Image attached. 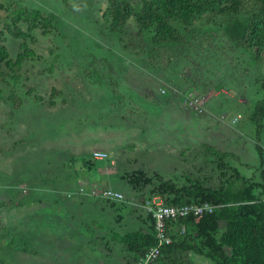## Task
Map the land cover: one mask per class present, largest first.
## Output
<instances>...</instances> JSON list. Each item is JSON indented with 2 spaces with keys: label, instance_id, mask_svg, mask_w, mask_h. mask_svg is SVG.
Returning a JSON list of instances; mask_svg holds the SVG:
<instances>
[{
  "label": "rangeland",
  "instance_id": "374dc122",
  "mask_svg": "<svg viewBox=\"0 0 264 264\" xmlns=\"http://www.w3.org/2000/svg\"><path fill=\"white\" fill-rule=\"evenodd\" d=\"M127 1L137 13L140 0ZM107 7L108 0H0V264H139L141 255L112 235L150 231L149 206L172 200L151 192L154 172L177 186L189 176L217 187L234 180L232 167L261 180L264 120L257 134L251 112L264 95V56L226 33L227 25L236 30L234 19H249L255 0H243L234 16L206 14L189 31L175 23L186 39L170 44H153V27L140 28L135 14L110 30ZM189 89L206 94L202 112L184 103ZM206 144L236 157L218 168ZM94 150L109 158L94 160ZM137 169L152 183L129 184ZM80 188H114L124 199ZM167 232L198 242L192 222L170 220ZM190 262L215 264L183 250L149 264Z\"/></svg>",
  "mask_w": 264,
  "mask_h": 264
},
{
  "label": "trees",
  "instance_id": "16d2710c",
  "mask_svg": "<svg viewBox=\"0 0 264 264\" xmlns=\"http://www.w3.org/2000/svg\"><path fill=\"white\" fill-rule=\"evenodd\" d=\"M255 2L257 7L249 19H234L236 30L233 31L227 25L226 33L237 46L250 49L256 59H261L264 56V0ZM140 3L139 11L134 13L129 1L108 0L103 16L108 21L110 30L120 31L125 21L135 14L140 28L153 27V44H170L182 43L186 39L175 23L189 31L192 24L206 14L226 13L234 16L241 10L243 0H140ZM4 57L2 55L3 59ZM10 63V60L6 61V64ZM258 81L264 91V76ZM251 119L259 134L264 120V95L255 101ZM205 148L216 156L218 168H223L222 161L225 157H236L231 151L220 150L208 144ZM256 148L262 160V149L258 145ZM231 169L235 174L234 180L221 182L217 187H207L200 179L189 176H185L188 184L177 186L174 179L165 178L159 172L153 173L158 184L153 185L151 192L171 193L173 197L169 200L170 203L208 201L222 204L213 212H204L199 218L188 216L178 219L192 222L198 242L171 237L172 241L161 248L160 254L183 250L205 253L215 264H264V169H261L260 181L241 178L237 168ZM240 178L244 184L242 187L235 185ZM152 180V176L141 169L132 171L128 176V182L133 187H144L151 184ZM148 216L153 221L151 214ZM150 229L114 233L112 238L125 244L134 254L142 255L156 244L154 226Z\"/></svg>",
  "mask_w": 264,
  "mask_h": 264
},
{
  "label": "built area",
  "instance_id": "2783aa9c",
  "mask_svg": "<svg viewBox=\"0 0 264 264\" xmlns=\"http://www.w3.org/2000/svg\"><path fill=\"white\" fill-rule=\"evenodd\" d=\"M160 91L164 92L165 88L160 87ZM184 103L189 107L196 108L199 112H202L207 102L206 94L198 92L196 94L191 89L184 95L182 94ZM239 116V115H238ZM92 158L107 159L109 154L104 150H94L92 152ZM80 193L89 194L94 197L103 198L112 201H122L124 194L114 188H105L103 190H90L84 192L83 188H80ZM222 204H212L208 201L203 202H191L183 204L158 203L154 206H149V214L153 218L154 234L156 237V244L145 251L141 257L139 264H149L155 257L161 253V248L172 241L171 236L167 232V223L170 220H178L188 216H195L199 218L204 212H213ZM184 231V230H183Z\"/></svg>",
  "mask_w": 264,
  "mask_h": 264
},
{
  "label": "crops",
  "instance_id": "0c3cea01",
  "mask_svg": "<svg viewBox=\"0 0 264 264\" xmlns=\"http://www.w3.org/2000/svg\"><path fill=\"white\" fill-rule=\"evenodd\" d=\"M237 116H238V114H237Z\"/></svg>",
  "mask_w": 264,
  "mask_h": 264
}]
</instances>
